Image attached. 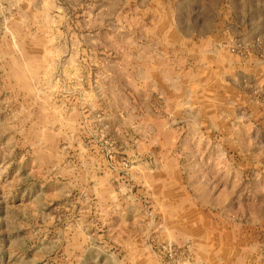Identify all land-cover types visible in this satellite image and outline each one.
Returning a JSON list of instances; mask_svg holds the SVG:
<instances>
[{"label":"rangeland","instance_id":"rangeland-1","mask_svg":"<svg viewBox=\"0 0 264 264\" xmlns=\"http://www.w3.org/2000/svg\"><path fill=\"white\" fill-rule=\"evenodd\" d=\"M232 2L243 33H264V0ZM133 4L0 0V114L27 116L29 163L60 164L54 173L64 195L90 197L89 264H264L260 219L251 214L259 211V169L215 171L212 146L191 137L179 140L178 168L170 173L161 152L165 138L160 142L148 129L150 116H164L160 99L133 79ZM208 5L207 13L213 0ZM181 9L186 15L187 6ZM69 173L74 181L63 185ZM181 176L185 186L173 185ZM213 176L223 186L211 187ZM68 209L56 207V226L72 221ZM6 220L19 228L37 219ZM17 241L10 250L0 247V264L5 257L11 264L71 262L72 250L29 243L21 250Z\"/></svg>","mask_w":264,"mask_h":264},{"label":"crops","instance_id":"crops-1","mask_svg":"<svg viewBox=\"0 0 264 264\" xmlns=\"http://www.w3.org/2000/svg\"><path fill=\"white\" fill-rule=\"evenodd\" d=\"M199 1L134 0L132 34L138 44L133 59L138 65L133 79L138 90L144 91V86L152 99H160L164 116H150L148 129L160 142L165 138L161 152L170 173L178 168L173 154L179 140L191 137L212 146L215 171H261L259 211L251 214L260 219L257 230L264 235V102L252 96L253 89L264 90V33H243L244 21L234 22L237 15L231 13L233 0H224L225 5L213 0L208 13L210 0ZM181 5L187 6L186 15ZM232 42L239 44L240 54L230 52ZM26 117L0 114V247L10 250L14 240L21 250L29 248L28 243L38 250L57 246L73 251L70 264H89L93 243L86 222L92 201L76 193L64 195L58 187L62 180L54 173L60 164L29 163ZM179 180L173 185L184 187L183 177ZM227 180L225 185L232 182ZM64 181H74L71 173ZM212 181L211 187L220 184L215 176ZM61 205L70 206L66 214L72 221L58 227L55 212ZM13 217H35L36 226L14 228L6 220ZM34 234L36 240L30 241ZM2 259V264H11V258Z\"/></svg>","mask_w":264,"mask_h":264},{"label":"built area","instance_id":"built-area-1","mask_svg":"<svg viewBox=\"0 0 264 264\" xmlns=\"http://www.w3.org/2000/svg\"><path fill=\"white\" fill-rule=\"evenodd\" d=\"M230 51L233 54H240V46L238 43L233 42L231 47H230ZM253 94L255 97V101L258 103H262L264 102V90H260V89H253Z\"/></svg>","mask_w":264,"mask_h":264}]
</instances>
